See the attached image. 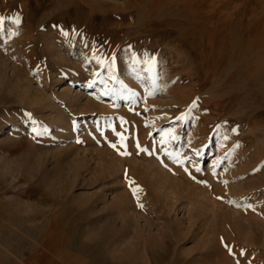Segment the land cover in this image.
Returning <instances> with one entry per match:
<instances>
[{
	"label": "rangeland",
	"instance_id": "obj_1",
	"mask_svg": "<svg viewBox=\"0 0 264 264\" xmlns=\"http://www.w3.org/2000/svg\"><path fill=\"white\" fill-rule=\"evenodd\" d=\"M257 1L237 10L236 2L224 7L227 0H0V67L8 63L48 101L30 109L0 91V264H264V120L251 119L264 109V0ZM133 54L156 57V67H135ZM112 76L125 86L123 101L102 95L119 88ZM64 88L78 106L61 100ZM228 95L227 107L215 110ZM205 99L213 103L203 119L215 112L245 119L230 123L236 139L249 141L241 162L233 157L240 146L216 145L212 132L198 153L185 142ZM170 129L176 139L162 149ZM149 160L188 180L176 200L156 199L163 196L143 174ZM120 161L124 182L136 185L126 188L130 220L154 229L170 216L168 235L148 244L147 261L135 249L121 258L128 244L114 241L115 209L102 202L110 185L120 187ZM191 187L214 195L210 223L184 206ZM240 187L248 194L242 203ZM239 212L245 217L233 222Z\"/></svg>",
	"mask_w": 264,
	"mask_h": 264
},
{
	"label": "bare ground",
	"instance_id": "obj_2",
	"mask_svg": "<svg viewBox=\"0 0 264 264\" xmlns=\"http://www.w3.org/2000/svg\"><path fill=\"white\" fill-rule=\"evenodd\" d=\"M224 1V0H223ZM228 2L225 3L224 7H229L231 4H233V2H236V4L233 7H237V10H241L244 8H248L251 6V4L255 3L257 0H227ZM258 2V1H257ZM220 3V2H219ZM188 5V4H187ZM230 8V7H229ZM191 9V8H190ZM217 10V9H216ZM7 27V26H6ZM10 31V29H8ZM7 30L8 34L10 33ZM52 45V43H51ZM53 47L49 45L48 50L52 51L55 56L56 59H62V56L60 55V53L58 51H55L52 49ZM123 71V70H122ZM19 73V72H18ZM17 73V70H15V68L11 67L8 63L2 62V65L0 67V91L5 92V93H10L12 95H14L15 98H17V100L19 101V105H23V106H27V107H31L30 109H32L34 106H40L41 104H45L46 101L45 98L42 94H40L36 89H32L31 86L29 84H25L22 81V76L19 75ZM210 76V75H209ZM220 76V75H219ZM253 76V75H252ZM256 77V76H255ZM209 77L207 75H205L203 77L202 80V85H206V83L209 82ZM239 79V78H238ZM258 79V76H257ZM260 80V78H259ZM57 81V78L53 80V82ZM211 81V80H210ZM249 81V80H248ZM220 82V81H219ZM223 82V81H222ZM260 88L261 90H264V77L263 79L260 81ZM194 86V85H193ZM199 86V85H197ZM196 87V85H195ZM194 87V88H195ZM219 87V86H218ZM238 89V88H237ZM258 88H256L257 90ZM195 90V89H194ZM254 90V91H256ZM186 91V90H185ZM226 91V90H225ZM42 92V91H41ZM202 92V91H201ZM230 92V91H229ZM119 93V92H118ZM182 95L183 92L181 91ZM180 93V94H181ZM264 93V91H263ZM45 94V93H44ZM121 93H119V99L122 100L123 96L120 95ZM210 94V93H209ZM231 94V93H230ZM256 94V93H255ZM258 94V93H257ZM59 97L61 98V100H63V102H65L67 105L69 106H78V95L76 94H72L71 95V91L70 90H66L65 88L60 90L58 93ZM197 95V94H196ZM227 95V94H226ZM251 95V94H250ZM213 96V95H212ZM180 97V96H179ZM223 98L216 100V104H215V108L213 106V108L216 110H219V112L223 111L225 107H227L228 105V99L230 97V95H228V97L222 96ZM254 97V96H253ZM49 98V97H48ZM202 98V97H201ZM192 100V99H190ZM46 101V102H45ZM123 101V100H122ZM232 101V100H231ZM257 101V100H256ZM42 102V103H41ZM201 102V100L199 101ZM203 102V100H202ZM212 102V101H210ZM210 102L208 100H204L203 105L198 104L197 109L195 110V114L196 116H198L197 120H195L194 122V118L192 117L190 119V124L189 126H191L192 128L195 127V131L194 130H188V134L185 137V142L188 144L189 141H191L190 144L193 143L192 146V150L195 153H198L199 151H202L203 148V144L201 143L202 140H207L209 137V134L212 132L214 135V142L216 145H220L223 143L224 147L226 148H232V149H236L237 147L240 146V151L239 153H236L233 155V157L236 159V162H241L242 159H245L244 157V153H243V157H242V146L247 144L248 142H246V140L244 141V136L239 135L238 138L236 139L235 136V131H233V126L230 125V123L232 122H238V124L241 126V124L244 123V118L242 117H224V113H212L210 112V114L213 116L211 119L206 120L203 119L202 117H200L199 115H201L204 112V108L206 107L207 109H210ZM213 103V102H212ZM259 103V102H258ZM87 105V104H86ZM84 106V105H83ZM46 108V107H45ZM38 109V108H37ZM80 109V108H79ZM212 111V109L209 110ZM229 109V108H228ZM34 111V110H33ZM41 111V110H40ZM231 111V110H230ZM257 111V109L255 110V112ZM254 112V113H255ZM233 113V112H231ZM253 113V114H254ZM230 114V113H229ZM203 115V114H202ZM204 116V115H203ZM226 116V115H225ZM230 116V115H228ZM202 118V119H201ZM250 118V117H249ZM257 118V119H256ZM252 122L256 123L257 122H261L264 120V109H261L259 113H255L253 116H251ZM14 120V119H13ZM21 124V123H20ZM3 126H0V130H3ZM220 128V130H219ZM188 129V128H187ZM218 129V130H217ZM174 132V131H173ZM169 133V132H168ZM198 136H197V135ZM172 135L169 134V136L167 137H162L164 138L167 143L172 141L173 139L171 138ZM16 139V138H15ZM160 142V141H159ZM158 142L159 146L163 149V147L167 144L161 145ZM186 144V145H187ZM249 144V143H248ZM222 146V145H221ZM212 150V149H211ZM246 150V148H245ZM210 151V150H209ZM222 151V150H221ZM235 151V150H234ZM231 152V151H230ZM248 153V151H246ZM251 152V151H250ZM253 155V154H252ZM247 156V155H246ZM249 157V156H247ZM256 158V157H255ZM232 160V161H235ZM247 159V158H246ZM254 160V159H253ZM231 161V160H230ZM250 161V160H249ZM148 162V161H147ZM150 163H148L146 165V167L144 168L143 174L147 177V179L149 180L147 183H149V185L151 186V189L156 192L157 194L162 195L163 197H158L157 196V200L158 201H165L166 199H175L176 197V190H184L185 188H183V185H188L189 182L188 180L185 179H179L177 176H175V174L172 173V171L170 169H165L162 167V165L156 161L152 162V160L150 161ZM227 163V161H226ZM122 164L124 166L123 163H121V161L119 162V165L116 166V169L118 170H122L121 165ZM233 166V165H232ZM231 166V167H232ZM241 166V165H240ZM242 167V166H241ZM240 167V168H241ZM251 167V166H250ZM248 167V168H250ZM238 168V167H235ZM118 170V171H119ZM120 170V174L116 175V183L120 184V187L117 189H113V185H110L108 187V189L112 192L111 197L110 196H104L102 202L107 205V207H113L115 210V217L114 221L116 223L115 226H118V231L114 237V241L119 242V241H125L126 244H128L127 249H125V251H123L121 258H127L130 257L131 254V249L132 250H136L138 251L141 256L142 259H144V261L149 260V254H148V244L149 243H156L157 240H159L160 238L163 239V237H165V235H168V228H169V221L168 219L170 218V216L168 217L167 213H164V219H162V221L160 222L161 224L157 225L154 229L148 228V222L145 223L144 228L140 227V225H137L136 223L132 222L130 220V215L128 214V211L131 208V206H126L125 205V199L128 197V191L127 189H129V182H124L126 181V177L125 174L123 173V171L121 172ZM227 171V170H226ZM237 171V170H235ZM240 171V170H239ZM237 171V172H239ZM236 172V173H237ZM243 172V171H242ZM233 173V172H232ZM243 178H249L251 176V172L249 170L244 171L243 174H241ZM184 177V176H183ZM194 177V176H193ZM232 177V176H231ZM234 178V175L232 177V179ZM235 179V178H234ZM237 179V178H236ZM228 180V179H227ZM132 181V180H131ZM236 181V180H235ZM133 182V181H132ZM112 183V182H111ZM109 182H106V185L111 184ZM245 183V182H244ZM252 183V182H251ZM123 184V185H122ZM234 184V183H233ZM250 184V183H248ZM105 185V186H106ZM134 185V182H133ZM256 185V184H254ZM136 186V185H134ZM149 186V188H150ZM196 186V185H195ZM248 186V185H246ZM112 187V189H111ZM131 187V186H130ZM188 187V186H187ZM190 187V186H189ZM210 187V186H208ZM233 187V186H232ZM237 187V186H236ZM244 187V186H243ZM116 188V186H115ZM127 188V189H126ZM256 188V187H255ZM131 189V188H130ZM186 190V189H185ZM196 190V189H195ZM251 190V189H250ZM245 190H242V187L239 188L238 192L236 191L235 197L236 199H239L240 203L245 201V196L247 197L248 194H245ZM104 193V192H103ZM188 197H185L187 203H185L184 206L190 205L193 207L194 212L198 210L199 213H201V211L203 213V219L205 218V220L209 221L210 223V217L214 216L216 214V199L214 197L213 194H209L208 191L204 190V188H200L198 189V191H194V188L191 187V189H188V191L186 192ZM255 194V191H250V195ZM102 194V193H101ZM183 194V193H182ZM241 194H244V196H241ZM259 194V193H258ZM169 195H174L171 198L169 197ZM138 198V197H137ZM137 198L134 199V202H137ZM204 199V201H201L200 199ZM213 198V199H212ZM253 198V197H252ZM179 199V198H178ZM256 200V199H255ZM255 202V201H254ZM253 202V203H254ZM245 204V203H244ZM256 204V203H255ZM90 205H92V203H90ZM95 205V203H94ZM109 205V206H108ZM240 205V204H239ZM97 207V206H96ZM253 207V206H252ZM106 208V207H105ZM197 214V212H195ZM253 213V212H252ZM110 214V212H109ZM108 214V215H109ZM114 214V213H113ZM232 214V213H231ZM261 214V213H260ZM243 214L237 213V215L233 214V222L237 219L241 218L243 219ZM252 215V214H251ZM257 215V214H256ZM101 216V215H100ZM250 216V215H249ZM102 217V216H101ZM161 217V216H160ZM215 217V216H214ZM245 217V216H244ZM255 217V216H254ZM258 217H260L258 215ZM246 219V218H245ZM244 219V220H245ZM248 219V218H247ZM254 219H256V224H258V226H260L259 221H257V218L255 217ZM252 219V220H254ZM260 219V218H258ZM251 220V219H250ZM239 221V222H240ZM112 222V221H111ZM110 222V223H111ZM114 223V222H113ZM238 223V222H237ZM264 223V222H263ZM262 223V224H263ZM239 224V223H238ZM235 225V224H234ZM143 226V225H142ZM109 227V226H108ZM262 236L264 238V227H262ZM237 230V229H236ZM113 231V230H112ZM209 231V229H208ZM229 231V230H227ZM242 233V231H240ZM170 233V232H169ZM212 233V232H209ZM240 233V234H241ZM114 234V233H113ZM173 236L175 237V239H178V233H172ZM243 234V233H242ZM161 239V240H162ZM248 240V239H247ZM251 241V240H250ZM157 246V244H156ZM130 248V249H129Z\"/></svg>",
	"mask_w": 264,
	"mask_h": 264
},
{
	"label": "snow or ice",
	"instance_id": "obj_3",
	"mask_svg": "<svg viewBox=\"0 0 264 264\" xmlns=\"http://www.w3.org/2000/svg\"><path fill=\"white\" fill-rule=\"evenodd\" d=\"M16 23L19 24V19L16 20ZM130 50V49H129ZM131 60H132V63L135 67L139 68L141 64H143L145 66L144 70L145 71H148V72H151L157 65V60H156V57L154 56H150L148 57L147 59H141V60H137L135 54H133L131 56ZM114 83L118 84L119 85V88H111V87H107V91L102 93V95H105V94H117L120 90L124 89L125 86L120 82L118 81L115 76H112L110 77ZM153 85L155 86V79H153ZM91 87V84L89 85ZM154 90L158 91V89H155ZM133 95H135V93H133ZM149 96L153 95V91H149L148 93ZM196 107V103L195 101L193 102V104L190 106V108H194ZM184 118V114H182L181 116L179 117H176L177 120H182ZM173 130H169V133L168 134H171ZM233 131H235V129H233ZM119 135V134H118ZM171 138L174 140L176 139L175 135H172ZM161 145H164L167 143V141L164 139V138H161L160 142H159ZM113 148L116 147V145H111ZM121 147H123V144L121 145ZM139 147V146H138ZM140 151H144V149H140ZM122 154H127L126 152L125 153H122ZM166 155H170V153L168 152H165ZM197 171H199V168H197ZM130 185L133 183L132 181H129ZM133 191V195L136 194V192L138 191V188H133L132 189Z\"/></svg>",
	"mask_w": 264,
	"mask_h": 264
}]
</instances>
